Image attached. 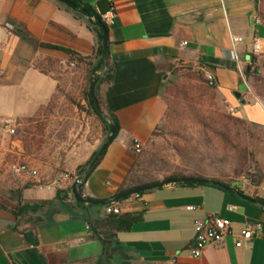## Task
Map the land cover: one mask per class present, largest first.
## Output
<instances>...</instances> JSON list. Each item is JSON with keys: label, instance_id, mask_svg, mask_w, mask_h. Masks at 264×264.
<instances>
[{"label": "crops", "instance_id": "0c3cea01", "mask_svg": "<svg viewBox=\"0 0 264 264\" xmlns=\"http://www.w3.org/2000/svg\"><path fill=\"white\" fill-rule=\"evenodd\" d=\"M79 1L100 16L115 13L106 58L113 78L98 93L120 126L82 184L85 198L105 200L123 188L158 182L140 173L134 142L144 148L163 118L164 89L176 64L210 71L232 113L264 125V104L245 74L255 34L264 38L262 0ZM88 22L58 0H0V201L8 207H0V264H264V224L236 246L242 231L264 218V206L247 199L255 197L240 185L244 194L214 184L169 183L120 200L121 215L139 214L142 221L119 231L111 245L90 224L104 218L103 206L70 208L68 189L75 181L57 183L55 177L67 172L76 180L79 167L104 143L88 140L81 126L70 127L58 114L61 84L80 78L57 76L54 65L69 68L77 60L41 44L87 58L91 63L77 61L84 70L98 66L100 38ZM243 82L248 89L237 97ZM9 117L22 121L15 135L3 128ZM15 161L36 167L40 176L13 174L9 165ZM211 214L228 218L231 232L194 257L195 222Z\"/></svg>", "mask_w": 264, "mask_h": 264}, {"label": "rangeland", "instance_id": "374dc122", "mask_svg": "<svg viewBox=\"0 0 264 264\" xmlns=\"http://www.w3.org/2000/svg\"><path fill=\"white\" fill-rule=\"evenodd\" d=\"M262 9L264 26V0ZM250 66V70L256 71L247 79L248 84L264 104V49ZM54 67L57 76L80 78L69 85L61 84L58 114L67 118L70 127L81 126L80 133L88 140L102 139L104 143L109 131L86 97L91 78L104 72L96 71L97 66L87 68L86 72L77 61L69 68ZM163 96L173 103L172 113L142 148L140 173L155 181L175 179L174 174L219 177L232 186L240 185L253 197L264 198V125L239 120L219 90L207 80L205 71L194 64H176L171 68ZM183 135L193 136L191 145ZM58 136L65 138L66 133L60 130ZM197 141L199 149L194 150ZM236 170L242 173L237 176Z\"/></svg>", "mask_w": 264, "mask_h": 264}, {"label": "trees", "instance_id": "16d2710c", "mask_svg": "<svg viewBox=\"0 0 264 264\" xmlns=\"http://www.w3.org/2000/svg\"><path fill=\"white\" fill-rule=\"evenodd\" d=\"M69 1H71L76 7L86 9L88 11L89 15L91 16V18H93L95 21H97V20H102L103 21L102 17L95 10H93L90 6L82 5L79 0H69ZM262 13H263V9L261 7V15H262ZM88 24L94 31L97 32V34H98V36L100 38V45H99L98 52H97V56L100 57V63L96 67V71H99L101 69L104 73H103V75L97 74V75H95L94 77L91 78V80H90V88H91L92 82L95 81L99 76H101L100 79L97 82V85H96V95H97V98L99 100V103H100V106H101V110L99 111L96 108V104H95L93 98L91 97L90 88H89V90L86 93V97H87V100H88L91 108L93 109L94 113L100 118V120L104 124L106 130L109 131L111 125L115 124V125H117V133H118L119 129H120V126H119L117 117L111 111L107 110V108L104 106V102H103L102 98L100 97V95L98 93L99 86L102 83H106V82H111L112 81V78H113V66L109 63V69H106V63H105L106 57H105V54H104V47H103V44H102V30H101V28H99L97 25H95L92 22H88ZM41 46L67 52V53H69L71 55V60H77L78 62H85V61L88 62L89 61V60H87V58L79 56L76 52H74V51H72V50H70L68 48H64V47H61V46H56V45H52V44H48V43H42ZM107 59H108V55H107ZM255 60H256V55H254L253 52H251V62L255 61ZM89 62L91 63V61H89ZM191 71H192V69H191ZM255 71L256 70L254 68L252 70H250V71H245L247 79L252 77L255 74ZM215 88H217L216 85H215ZM166 104H167V109L165 111V114H164L163 118L161 119L160 123L157 125V127L153 131L152 135L156 134L157 130L163 124V122L165 120V117L167 115H169L170 113H172L173 103H171V101L169 99H166ZM79 107H80V105H79ZM236 117L239 120L247 122L246 119H243V118L238 117V116H236ZM117 133H116V135L114 136V138L111 141H113L115 139V137L117 136ZM192 137L193 136L183 135V138L186 139L187 143H189L190 145H191L192 140H193ZM197 142H198L197 144L193 145V149L194 150H198L199 149L198 147L200 145V142L199 141H197ZM107 146H106V148H107ZM100 148L93 154L91 159L85 165L80 166L78 171H77L78 175L83 176L82 177V183L79 184V186H78L79 191L81 193H82V184L88 178V176L92 173V171L98 166V164L100 163V161H101V159H102V157H103V155H104V153L106 151V148H105V150L98 157L97 161L92 164V161L95 158V156L98 154ZM205 155L206 154H204V157H205ZM212 163H214V162H212ZM241 173L242 172L240 170H236V175L237 176H239ZM172 178H175V179H179V178H206V179H209L211 181H216L218 183L223 184L224 185L223 188H225V189H228V190H231V189L235 190L236 189L241 194L245 193L242 189H237L236 186H232V184L230 182L224 181V180H222L219 177H209V176L204 175V174H190V175L174 174L172 176ZM178 183L182 184V185L202 184V183H197V182H178ZM138 186H142V184L141 185H135V186H132L130 188H135V187H138ZM130 188H123L121 191L130 189ZM68 192L71 193V196H72V198L74 200V202L70 205V208L73 211L74 210L75 211L76 210H81V209L86 208L87 206H91L90 204H86L84 202L76 201L75 198H74V195L72 193V187H70L68 189ZM143 193H145V192H143ZM143 193H140V194H143ZM65 198H68L67 194L65 195ZM126 198H124V199H126ZM255 200L258 203H260L261 205L264 206V198L255 197ZM118 202H115L113 204H116ZM0 207L3 208V209H8V207L4 203H2L1 201H0ZM104 207L105 206H103V208ZM22 209L23 208H19V212H22ZM14 212L18 214V210H14ZM141 221H142V216L139 215V214H136V215L106 214L104 216V218H102L100 220L90 221V224H91V227L93 228L94 232L101 238V240L105 244L111 245V243H113L115 241L117 233L119 231L132 229L136 224H139Z\"/></svg>", "mask_w": 264, "mask_h": 264}, {"label": "built area", "instance_id": "2783aa9c", "mask_svg": "<svg viewBox=\"0 0 264 264\" xmlns=\"http://www.w3.org/2000/svg\"><path fill=\"white\" fill-rule=\"evenodd\" d=\"M114 16L115 13L113 10L108 11L103 14L101 17L103 22L107 25L114 24ZM243 39L237 38L236 42L239 43ZM1 49V47H0ZM264 49V38L258 34H255L252 42V52L254 55H258ZM233 58H237L236 50H232L231 52ZM71 66L76 65V61H72ZM205 76L207 80L215 85L214 76L210 71H205ZM233 108H231V112ZM22 125V121L19 118L9 117L4 119L3 128L10 135H15L17 130ZM134 150L136 153L140 154L142 152V144L139 140H135L134 142ZM10 171L15 175H25L30 178H37L40 176L39 170L32 166L27 162L15 161L10 163L9 165ZM77 180V179H76ZM71 174L67 172H62L58 174L54 181L64 182V181H76ZM137 197H140L139 194H135ZM196 206H189V209L194 210ZM233 209V208H230ZM106 214H120V208L116 204H110L104 207ZM264 224V218L255 222V224L251 227H247L241 233V238L236 241V246L240 247L244 244V240H250L254 236L258 235V232L261 230ZM196 227V235L194 238L193 246H192V254L194 257H200L203 254V250L211 244H217L221 242L226 236H228L231 232V221L223 216L211 214L205 219H197L195 222ZM90 229V226H88Z\"/></svg>", "mask_w": 264, "mask_h": 264}, {"label": "water", "instance_id": "95a60500", "mask_svg": "<svg viewBox=\"0 0 264 264\" xmlns=\"http://www.w3.org/2000/svg\"><path fill=\"white\" fill-rule=\"evenodd\" d=\"M59 2L65 4L67 7L81 13L83 16L86 17V19L89 22L94 23L95 25H97L99 28H101L102 30V44L104 47V54L105 57L107 58L108 55V47H109V28L108 26L102 21V20H97L95 21L93 18H91V16L89 15L88 11L84 8H79L76 7L71 1L69 0H58ZM106 69H109V64L106 61ZM251 66H248L247 71H250ZM101 76H99L95 81L92 82L91 84V88H90V93H91V97L93 98L95 104H96V108L100 111L101 110V106L99 103V100L97 98L96 95V85L98 80L100 79ZM248 89V85L246 82L241 83L240 85V91L236 92V96L240 97L241 96V92L242 91H246ZM117 133V125L112 124L109 130V133L107 135V138L103 144V146L100 148L98 154L95 156V158L92 161V164L95 163L98 159V157L100 156V154L105 150L106 146L109 144V142L114 138V136ZM82 177L83 176H79L77 178V180L72 184V193L74 195V198L76 201L78 202H84V203H89V204H93V205H101V206H107L110 204H113L115 202H118L126 197L135 195V194H139V193H143V192H147L150 190H153L155 188H158L160 186L169 184V183H178V182H197V183H203V184H214V185H218L223 187L224 185L221 183H218L216 181H211L209 179H205V178H179V179H165L162 181H158L152 184H147V185H143V186H138L135 188H130L127 190H124L122 192H119L118 194H116L115 196H112L108 199L105 200H95V199H89V198H85L83 196V194L79 191V184L82 183ZM247 199L251 200L252 202H256L258 203L255 199H251L246 197ZM260 204V203H258ZM261 205V204H260Z\"/></svg>", "mask_w": 264, "mask_h": 264}]
</instances>
